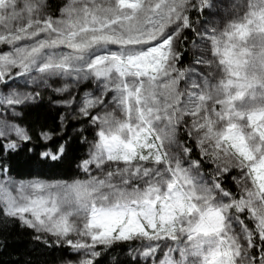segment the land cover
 <instances>
[{"label":"snow or ice","instance_id":"1","mask_svg":"<svg viewBox=\"0 0 264 264\" xmlns=\"http://www.w3.org/2000/svg\"><path fill=\"white\" fill-rule=\"evenodd\" d=\"M13 232L8 264H264V0H0Z\"/></svg>","mask_w":264,"mask_h":264},{"label":"trees","instance_id":"2","mask_svg":"<svg viewBox=\"0 0 264 264\" xmlns=\"http://www.w3.org/2000/svg\"><path fill=\"white\" fill-rule=\"evenodd\" d=\"M52 3H55L56 0H51ZM30 238L25 234H18L16 232H13L10 237V248L7 251H4L2 254H0V262H3V264H8L9 260L16 259V253L14 249L21 247L22 241H27ZM31 247V245H29Z\"/></svg>","mask_w":264,"mask_h":264}]
</instances>
